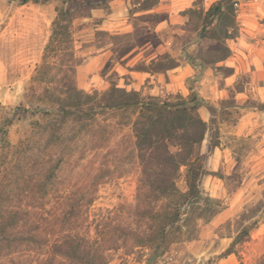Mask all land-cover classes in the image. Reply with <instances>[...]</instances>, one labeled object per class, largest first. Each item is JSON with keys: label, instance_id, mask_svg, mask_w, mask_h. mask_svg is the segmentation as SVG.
<instances>
[{"label": "rangeland", "instance_id": "rangeland-1", "mask_svg": "<svg viewBox=\"0 0 264 264\" xmlns=\"http://www.w3.org/2000/svg\"><path fill=\"white\" fill-rule=\"evenodd\" d=\"M19 1L0 0V33L13 15H28L12 25L31 34L38 44L41 37L49 40L60 0L27 4L23 9ZM110 1L85 4L73 12L72 33L54 43L55 51L47 56L51 68L32 82L35 96H42L45 87L75 85L95 94V101L114 87L136 90L144 100L153 96L174 102L178 96L189 99L194 92L210 99L220 110L213 129L193 150L209 153L210 174L204 188L215 200L216 212L209 220H193L184 227L183 238L156 253V243L145 237L158 223L150 216L166 211L170 200L150 196L146 202L151 212L137 214L143 169L136 150L135 108L99 110L93 120L82 123L75 117L37 113L3 133V121L20 103L25 82L36 67L24 78L30 64H14L13 70L4 66L10 50L0 42V264H38L30 250L33 244L8 253L17 244L2 232L11 228L9 211L32 208L47 215V221L25 217L20 225L26 229L57 227L54 214L64 207L62 198L86 202L79 225L88 237L107 245L102 264H264V0L236 4L234 37L226 41L228 58L214 63L216 50H206L205 45L204 50L188 48L190 54H203L205 68L198 74L194 69L192 77L168 86L171 70L188 64V56L178 49L182 42L172 37L179 31L174 26L200 28L216 0H125L124 13L114 18L108 15ZM98 7L107 21L92 16ZM85 27H93L94 37L77 39L75 33ZM144 71L161 75V80L154 82L148 75L141 81ZM156 85L158 91L152 94ZM112 98L122 97L112 92ZM204 107L210 123L211 110ZM186 178L183 165L175 175L182 192L188 189ZM200 205L209 206L207 201ZM245 229L249 234L233 244ZM189 232L193 238H185Z\"/></svg>", "mask_w": 264, "mask_h": 264}, {"label": "trees", "instance_id": "trees-1", "mask_svg": "<svg viewBox=\"0 0 264 264\" xmlns=\"http://www.w3.org/2000/svg\"><path fill=\"white\" fill-rule=\"evenodd\" d=\"M48 1L50 0H20L19 5H36ZM60 2L62 7L55 8L57 17L53 21L43 61L36 67L35 73L26 80L20 103L9 110L3 121V133L7 135L9 128L14 124H21L25 118L37 113L50 118L75 117L79 123H82L86 119L93 120L99 110L137 109L138 115L133 125L136 150L143 169L139 184L140 204L137 214L151 212L146 202L150 196L169 198L170 204L166 211L155 212L150 216L158 221V225L156 224L151 235L145 236L149 238L148 241L156 243L153 246L156 253H162L167 245L183 238L187 233L183 230L185 226L190 225L193 220H209L216 212L215 200L204 188L206 176L210 174L206 168L209 153H195L193 149L197 143L205 139L207 132L213 129L220 107L199 92H194L193 97L189 99L178 96L177 101L170 102L153 96L144 100L141 99L138 91H129L120 87L107 91L97 101L95 94L85 92L75 85L56 89L45 87L43 95L36 97V85L32 82L41 76L44 77L51 68L47 56L50 51H55L54 43L59 37L64 38L72 33L70 23L74 19L73 12L82 5L98 4L105 0H60ZM238 2L239 0L214 1L206 11V21L200 28L190 24L174 26L179 31L173 32L172 37L182 42L178 49L188 56L186 62L193 65L197 74L199 69L205 68L204 64L207 60L203 54H190L186 50L191 47H194V51L204 50L205 45L206 50H216L217 59L214 63L228 58L230 47L226 41L234 37ZM217 68L221 69L222 66ZM112 92L120 93L122 98L113 99ZM29 93L34 97L31 98ZM201 106H207L211 110L210 123L199 114ZM216 145L212 143V147ZM183 165L187 167L186 192L177 188L175 179V175ZM202 201H207L209 206L206 208L201 206ZM61 204L64 206L62 210L54 214L59 225L49 228L45 226L43 229L39 227L26 229L20 225V221L25 217L30 219L31 215L47 221V215H39L32 208L10 210L7 221L10 222L11 228L2 232L6 234L7 239L17 244L15 248L11 247L8 253L12 255L19 251L20 245L28 243L33 244L30 250L38 264H102L100 260L105 259L104 250L107 249V245L105 242L102 244L88 237L79 225L80 218L84 217L81 209L86 202L81 198H74L70 202L62 198ZM188 234L185 238L194 237L191 232ZM248 234L249 230L245 229L233 244Z\"/></svg>", "mask_w": 264, "mask_h": 264}, {"label": "crops", "instance_id": "crops-1", "mask_svg": "<svg viewBox=\"0 0 264 264\" xmlns=\"http://www.w3.org/2000/svg\"><path fill=\"white\" fill-rule=\"evenodd\" d=\"M111 6V12L108 13L109 16L112 18L118 17L119 15H122L124 13V7H125V0H111L110 1ZM21 9L25 7L26 5H21ZM93 17H100L103 18L104 22L105 20V11L101 9L100 7L93 9L92 12ZM28 16V15H27ZM25 16H17V14L13 15L10 19V23L5 27V29L0 33V42H4L5 45L9 47V57L6 61H4V66L9 65L11 67V70H13L14 64L19 65L20 63H27L28 65H31V70L29 71L28 75L24 76V78L30 76L35 67H37V64H40L43 60V55L45 52V47L49 40L47 38L44 40L42 37L40 38L39 44L36 42L35 37H31V34L29 36L27 33L20 31L18 28H15L12 24H14L17 19L25 20L27 19ZM93 17H89L88 19H93ZM31 18V17H30ZM110 20V19H109ZM30 33V32H29ZM77 39H92L94 37L93 33V27H85L84 29L78 30L75 33ZM24 54L26 58H23L22 60L19 58V56ZM2 63V62H1ZM16 69V68H15ZM145 76H142V80L147 78L149 75L150 77H153V81L156 82L161 80V75L157 74H151V72L144 71L142 72ZM195 73L194 68L191 64H184L180 67H176L175 69L171 70V83L167 82V86L170 84L175 85V81L181 82L184 79H187L189 77H192ZM175 80V81H174ZM153 81H150L149 83H152ZM176 82V83H177ZM158 85L156 87H151L152 94L156 93L158 90ZM199 112L202 116V118L206 121L210 118V114L208 113V109L204 106H201L199 108Z\"/></svg>", "mask_w": 264, "mask_h": 264}]
</instances>
